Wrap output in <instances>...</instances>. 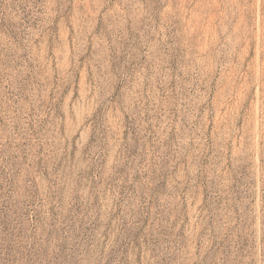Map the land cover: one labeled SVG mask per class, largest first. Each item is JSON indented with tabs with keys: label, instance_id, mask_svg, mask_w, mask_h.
I'll return each mask as SVG.
<instances>
[{
	"label": "rangeland",
	"instance_id": "374dc122",
	"mask_svg": "<svg viewBox=\"0 0 264 264\" xmlns=\"http://www.w3.org/2000/svg\"><path fill=\"white\" fill-rule=\"evenodd\" d=\"M5 37L27 41L20 96L29 100L33 87L42 96L51 79L48 101L37 105L39 132L55 112L71 148L66 142L50 162L41 145L30 164L18 126L0 110V264L264 262V0H0ZM144 45L173 70H196L177 97L176 81L169 85L184 114L173 107V119L153 128L131 111L108 112L107 126L102 104L76 132L62 102L67 110L86 97L93 69L110 58L114 70L130 72L132 49ZM112 90L108 102L120 103ZM78 139V192L41 196L50 168L76 159Z\"/></svg>",
	"mask_w": 264,
	"mask_h": 264
},
{
	"label": "clouds",
	"instance_id": "9594fccd",
	"mask_svg": "<svg viewBox=\"0 0 264 264\" xmlns=\"http://www.w3.org/2000/svg\"><path fill=\"white\" fill-rule=\"evenodd\" d=\"M9 16L13 19H18L11 8L6 9ZM153 31H156L153 29ZM159 36V33H157ZM159 42V41H158ZM27 41H25L22 47L16 40L5 37L0 39V59H7L10 62L7 65L0 64V73H3V79L0 81V97L3 98V103H0V110L6 119L11 123L16 124L17 131L20 133L18 138H22L27 144V155L29 156V163L35 165L38 159L37 150L41 145L44 146V152L46 153L45 159L52 162L58 161L65 152V144L71 148V140L68 135H60L59 126L63 122L60 118L52 112L48 116L49 123L44 129V132H39V126L44 119L45 113L37 105L41 100L48 101V93L52 88L51 79L46 83L43 89L42 96L38 97L35 88L28 93L29 100H25L18 94V81L23 79V74L27 71L25 64L22 60V54L26 50ZM140 49H132L136 52L137 63L132 67L130 72H123L121 70H114L112 66V59L110 58L108 65H98L93 69L94 77L96 78V86L88 89L86 97L81 99L79 96L72 99L65 110L64 102L61 104V111L63 113V119L71 120L76 132H79L84 127L89 126V121L92 119L95 111L100 105L105 107V119L107 124V114L112 112L116 115L117 112L123 114L133 112L138 114L141 125L144 127L155 128L160 121L165 124L169 123L173 119V113L171 109L174 107L176 112H180L181 115L187 109L183 111L181 106L177 103V98L173 100V90L169 86L173 79L176 81V97L177 93L185 90V81H188L191 74L196 70L192 67H176L173 70L167 59H164L160 51L155 47H148L144 45ZM119 54L120 49H116ZM11 54L9 57L8 54ZM143 57V62H139L140 57ZM132 57L130 56L129 59ZM19 61V64H17ZM19 65V66H18ZM121 79L125 80L124 84H121ZM119 88L121 92V101L118 104H112L108 102V98L113 94L112 90L109 91V87ZM12 96V100L8 97ZM60 90L57 89V95L55 100H59ZM15 101V102H13ZM64 101V100H63ZM55 102V101H54ZM93 105V111L89 113L87 110L81 111L80 104L87 105L88 103ZM32 108L36 109L34 115H30ZM145 113L148 114L150 119L145 120ZM30 121L33 122L35 130L38 135H34L33 128L29 127ZM78 126V127H77ZM108 126V124H107ZM183 126V125H181ZM50 129V131H49ZM46 133V134H45ZM91 135V130H90ZM75 134L72 136V138ZM47 141V143H45ZM78 151L76 152V159L73 161L67 159L64 161V167L60 172L52 173L51 168L49 170V176L47 178L46 188H38L40 195H51L52 193L62 194L64 199L65 192H78L76 184L77 173L83 169L81 166V153L83 148H80L79 139L76 141ZM53 149L57 155L53 154ZM84 162V161H83ZM37 175L40 185L44 184V180H40V173ZM35 187H37L35 185ZM61 189L63 190L61 193ZM109 205H105L107 208ZM103 220V217H101ZM264 264V262H262Z\"/></svg>",
	"mask_w": 264,
	"mask_h": 264
}]
</instances>
